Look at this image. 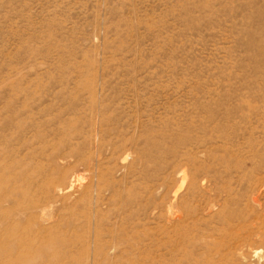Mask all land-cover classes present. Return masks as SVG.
I'll return each instance as SVG.
<instances>
[{
	"label": "rangeland",
	"instance_id": "obj_1",
	"mask_svg": "<svg viewBox=\"0 0 264 264\" xmlns=\"http://www.w3.org/2000/svg\"><path fill=\"white\" fill-rule=\"evenodd\" d=\"M0 264H264V0H0Z\"/></svg>",
	"mask_w": 264,
	"mask_h": 264
},
{
	"label": "bare ground",
	"instance_id": "obj_2",
	"mask_svg": "<svg viewBox=\"0 0 264 264\" xmlns=\"http://www.w3.org/2000/svg\"><path fill=\"white\" fill-rule=\"evenodd\" d=\"M75 185H76V180H75V178H72L68 187L72 189V187H74Z\"/></svg>",
	"mask_w": 264,
	"mask_h": 264
}]
</instances>
